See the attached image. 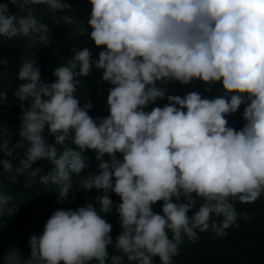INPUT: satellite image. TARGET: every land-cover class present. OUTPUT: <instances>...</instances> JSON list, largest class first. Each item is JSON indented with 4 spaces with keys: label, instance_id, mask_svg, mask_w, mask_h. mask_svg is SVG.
Returning a JSON list of instances; mask_svg holds the SVG:
<instances>
[{
    "label": "clouds",
    "instance_id": "1",
    "mask_svg": "<svg viewBox=\"0 0 264 264\" xmlns=\"http://www.w3.org/2000/svg\"><path fill=\"white\" fill-rule=\"evenodd\" d=\"M89 2L87 26L69 14L67 0L0 3V37L47 40L49 26L34 15V6L45 5L101 49L94 58L89 47H73L50 83L37 59L19 66L22 83L13 95L22 140L13 148L9 134L0 138V175L12 182L27 177L29 187L37 178L59 185L64 203L75 193L73 177L88 172L79 186L95 190L96 203L55 209L31 235L29 254L9 247L3 264H174L184 237L195 242L209 230L226 236L238 219L235 203L264 196V0ZM94 68L109 85L103 117L90 115L93 103L77 95ZM197 81L203 92L168 91ZM218 84L215 95H205ZM6 96L0 92V100ZM242 106L237 128L228 118ZM21 144L26 148L17 155ZM89 151L95 172L86 171ZM41 161L50 167H34ZM13 199L0 191V217L15 214Z\"/></svg>",
    "mask_w": 264,
    "mask_h": 264
},
{
    "label": "trees",
    "instance_id": "2",
    "mask_svg": "<svg viewBox=\"0 0 264 264\" xmlns=\"http://www.w3.org/2000/svg\"><path fill=\"white\" fill-rule=\"evenodd\" d=\"M3 2L6 0H0V3ZM67 2L73 6V11L69 14L76 15L77 19L84 21L87 26V19L91 12L89 0H67ZM9 7L13 12L17 11L11 4ZM34 8L37 20L49 26L47 40L32 41L31 37L22 36L8 40L0 37V61L6 62L0 63V92L7 93L6 99L0 100V129L3 131V136L0 138L7 139L9 134V147L13 148L18 141L22 140L19 135L21 121L18 118L20 101L13 95V90L22 83L18 79V70L23 60L37 59L38 66L42 70L41 79L50 83L55 80L53 76L55 67L59 64H66L71 59L73 47H89L94 53V58H98L101 50L95 46L88 34L79 36L75 26L64 25L61 13H55L54 19L53 13L45 5H36ZM90 32L91 28L88 27V33ZM101 76L102 70L94 68L93 73L84 78V82L81 78V87L77 93L81 98V103L88 100L93 103L94 107L90 110V115L93 117H103L109 114L107 110L109 85L101 80ZM97 80H100L99 84ZM204 87L205 85L198 81L186 86L175 83L168 86V91L170 94L184 95L193 90L203 92ZM220 87L221 85H216L213 92L205 93V95H215V90ZM166 102V100L157 101V104L163 106ZM242 112L243 106L240 112L228 118L231 125L237 128L242 126ZM49 140L51 142L53 138L49 136ZM25 148L26 145L21 144L16 149L17 155H23ZM2 155L0 153V156ZM86 155L91 157L93 162L92 167L86 171H97L95 152L89 151ZM34 167L46 169L50 166L46 161H41ZM87 175L88 172H85L80 177H73L72 190L75 193H70L68 200L64 203L58 201L59 185L51 183L41 185L37 178V182L29 187L26 182L27 177L21 176L16 182H12L6 175H0V191L14 198L13 205L17 209L11 217H8L6 213L0 217V264H3V254L9 247L19 248L22 254L27 256L30 252L28 241L31 235L41 233L43 225L55 209L59 207L76 208L84 205L87 200L96 203V191L87 192L79 186V181ZM112 198L119 202V197L114 193ZM96 206L99 208L98 204ZM235 208L238 219L236 224L226 230V236L218 237L209 230L198 233L199 239L195 242L184 237L179 254L173 258L174 264H264V196L249 204L237 201ZM156 210H160L159 204ZM108 219L113 224L112 235L115 239L120 232L117 217L113 214ZM213 219L222 218L214 217ZM155 264H159L158 258Z\"/></svg>",
    "mask_w": 264,
    "mask_h": 264
}]
</instances>
